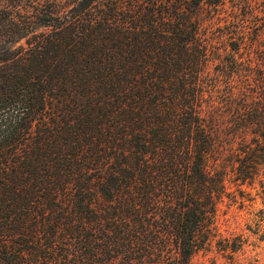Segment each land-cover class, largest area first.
<instances>
[{
    "label": "trees",
    "instance_id": "obj_1",
    "mask_svg": "<svg viewBox=\"0 0 264 264\" xmlns=\"http://www.w3.org/2000/svg\"><path fill=\"white\" fill-rule=\"evenodd\" d=\"M246 190L264 0H0V264H192Z\"/></svg>",
    "mask_w": 264,
    "mask_h": 264
},
{
    "label": "rangeland",
    "instance_id": "obj_2",
    "mask_svg": "<svg viewBox=\"0 0 264 264\" xmlns=\"http://www.w3.org/2000/svg\"><path fill=\"white\" fill-rule=\"evenodd\" d=\"M26 9L29 10L27 17L32 19L30 15L33 10ZM21 12L23 15L24 12ZM28 27H35L34 23H30ZM246 191L254 198L252 202H241V200L231 202L226 199L220 206L219 234L206 251L192 258V264H230L228 259L219 258L216 243L217 240L227 239L231 245L239 237L243 245L241 251L235 255L234 262L236 264H264V240H261L260 234H256L255 226L257 212L264 210V205L259 198L255 197V191Z\"/></svg>",
    "mask_w": 264,
    "mask_h": 264
}]
</instances>
